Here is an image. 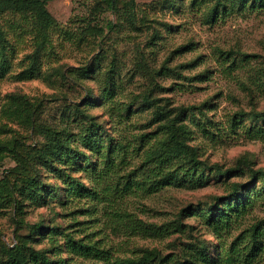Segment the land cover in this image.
<instances>
[{"label": "rangeland", "instance_id": "rangeland-1", "mask_svg": "<svg viewBox=\"0 0 264 264\" xmlns=\"http://www.w3.org/2000/svg\"><path fill=\"white\" fill-rule=\"evenodd\" d=\"M99 6L98 0L46 1L58 26L47 30L44 47H37L35 29L24 23L20 14L0 15L6 58L5 71L0 73V179L8 185L18 180L9 172L16 161L8 148L15 145L27 154L44 140L43 127L69 130V143L87 153L97 166L95 174L77 165L68 171L86 188L95 187L96 193L66 201L62 189L60 197L58 193L50 197L48 188L49 184L61 187L62 178L52 166L39 165L42 197L21 198L14 190L13 196L22 202L19 213L12 202L0 204V247H12L19 236L41 222L43 232L29 239L30 244L49 255L53 246L62 245L59 255L72 262L92 264L98 259L67 252L65 232L75 239L95 241L119 257H135L145 249L161 254L178 251L183 236L148 235L134 228V219L162 224L173 219L180 208L188 204L194 208L197 202L221 194L223 187L209 183L193 189L171 183L155 192L140 182L125 187L128 182L140 181L153 166V161H146L149 149L158 147L160 140L162 149L173 147L172 142H166L161 124L178 108L196 107L194 114L207 127V133L202 131L189 110L180 121L191 132L184 141L197 147L200 159L230 166L244 156L254 168H264V137L248 135L244 128L247 120L235 127L229 120L237 110H264V2L136 0L135 25L124 17L117 20ZM109 19L118 25L109 29ZM222 50L231 53L226 56ZM84 67H88L86 73L82 72ZM110 68L114 80L111 100L101 95ZM13 94L27 96L36 107L32 110ZM144 95L151 103L143 101ZM76 107L93 115L113 138L127 145L125 161L108 169L100 161L102 149L94 151L82 144L79 121L73 117ZM158 107H164L166 113L156 114ZM247 176L232 178L244 180ZM261 185L255 179L247 187L251 198L246 209L218 226L210 215H199L203 204L197 213L184 217L194 234L207 241L210 264H264V237L263 249L250 259L237 254L233 263L225 259V250L234 238L264 217ZM52 226L57 229L54 239L49 240L47 233Z\"/></svg>", "mask_w": 264, "mask_h": 264}, {"label": "trees", "instance_id": "trees-1", "mask_svg": "<svg viewBox=\"0 0 264 264\" xmlns=\"http://www.w3.org/2000/svg\"><path fill=\"white\" fill-rule=\"evenodd\" d=\"M46 1L48 0H0V15L4 13L20 14L24 23L28 22L26 24L33 27V30L35 29L37 47H44L47 42V30L58 26L57 20L46 7ZM220 1L217 0L218 4ZM238 1L240 3L246 2V0ZM259 1L264 2V0ZM122 2L123 4H121ZM98 4L100 9L102 8L115 15L117 20L119 17H124L125 20H129L130 23L135 25L136 0H98ZM117 23L119 22L111 19L107 20L109 29L115 28L118 25ZM3 39V30L0 27L1 45H3ZM230 53L225 50L221 51V54L226 56H229ZM0 56L2 57L0 59V73L3 74L6 65L4 45L0 49ZM244 56H248V54ZM87 71L88 67L82 69L83 73ZM112 73L113 69L110 68L105 77L103 93L101 94L104 99L111 100L113 97L114 80ZM12 97L21 100L28 107H32V110L36 107V104H33L23 94H13ZM143 101L151 103L146 95L143 96ZM203 105L204 103L197 108L201 110ZM130 106L131 103L126 106V113H129ZM194 108L196 107L178 108L175 114L167 119L166 123L161 124L163 131L167 133L166 142H172L173 147L168 150L162 149V140H160L158 147L152 150L149 149L146 156V161L154 162L153 166L143 173L140 181L128 182L125 185L126 188H131L135 183L140 182L143 188H147L150 192H155L171 183L180 186L185 185L193 189L206 186L209 183L220 184L223 187L221 194H213L208 200L197 202L194 208L191 207V204L180 208L173 219L162 224H151L138 218L134 219V228L138 227L145 230L148 235L167 236L171 233H178V239L183 236L179 241V250L161 254L158 250L145 249L142 252L140 250L141 253L135 257H119L113 255L109 248H104L95 241H84L82 238L75 239L71 233L65 232L63 245L66 247L67 252L98 259L92 264H210L211 255L207 241L194 234L193 226L185 221L184 217L188 214L197 213L199 205L203 204L199 215H210V219L213 217V220H216L214 222L215 226L231 220L234 214L243 212L250 203L251 191L247 187L255 179H258L262 184L261 186L264 187V168H254L252 161L244 156L238 157L235 163L230 166L200 159L197 147L184 141V138L191 132L185 123L180 122L189 110L190 114L198 119L196 120L198 127L207 133L208 130L204 121L194 114ZM157 109L156 114L158 113L159 116L166 113L164 107H158ZM78 110L80 112H77ZM29 112L31 113V111ZM73 115L74 120L79 121L80 132L78 135L82 144L90 146L94 151L102 149L100 161L104 164L103 167L110 169L119 162L125 161L126 144L113 138L106 128L100 122L94 121V116L84 112V109L74 108ZM229 120L233 127L237 123H243L247 120L248 124L244 125L247 134L253 137H264V110L250 112L237 110L234 111ZM38 127L41 128L39 125ZM41 132L44 140L41 144L35 145L30 152H27L28 155L16 148L15 145L8 148L12 151L16 161V165L10 168L9 172L15 174L18 180L8 185V181L0 179V204L12 202L18 213L21 211L22 202H19L13 196L14 190H17L21 198L29 197L31 200H38L42 197L41 191L44 190V183L38 177L39 165L52 166L51 169H54L56 175L62 178L61 187L55 184L48 185L52 193L50 197H54L55 193H58L57 196L60 197L61 189L66 201L72 199V197H80L86 194L94 195L96 193L95 187L86 188L77 176L68 172L71 171L74 165H77L79 169L86 170L87 168V171L90 170L95 174L97 167L87 153L69 143V130L43 127ZM144 135L145 133L139 135V143L143 141ZM1 146L2 144H0ZM116 157H119L117 162ZM100 173L96 172L98 175ZM246 173L248 176L244 180L232 178L234 175L242 176ZM20 222L23 223L22 220ZM43 228L41 222L35 223L26 234L19 236V241L12 247L1 245L0 264H83L72 262L71 258L59 255L62 245L53 246L52 255H49L45 249L36 248L30 244L29 239H34L35 235L43 232L41 231ZM56 229V226H52L48 231L47 237L49 240L54 239ZM263 237L264 217L246 226L234 238L225 250L226 262L233 263L237 260V257H242L245 260L253 257L255 253L263 249ZM236 254L237 257H235Z\"/></svg>", "mask_w": 264, "mask_h": 264}]
</instances>
